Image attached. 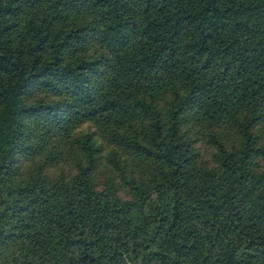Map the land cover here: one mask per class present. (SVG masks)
Wrapping results in <instances>:
<instances>
[{"label":"trees","instance_id":"trees-1","mask_svg":"<svg viewBox=\"0 0 264 264\" xmlns=\"http://www.w3.org/2000/svg\"><path fill=\"white\" fill-rule=\"evenodd\" d=\"M0 264H264V0H0Z\"/></svg>","mask_w":264,"mask_h":264}]
</instances>
